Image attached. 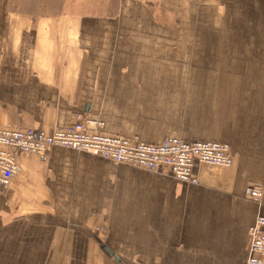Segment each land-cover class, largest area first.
Wrapping results in <instances>:
<instances>
[{
	"label": "crops",
	"instance_id": "obj_1",
	"mask_svg": "<svg viewBox=\"0 0 264 264\" xmlns=\"http://www.w3.org/2000/svg\"><path fill=\"white\" fill-rule=\"evenodd\" d=\"M66 1L9 20L0 0V125L86 118L145 143L225 142L234 164L191 184L61 146L21 155L0 188V264H247L264 216V0H96L87 16Z\"/></svg>",
	"mask_w": 264,
	"mask_h": 264
},
{
	"label": "built area",
	"instance_id": "obj_2",
	"mask_svg": "<svg viewBox=\"0 0 264 264\" xmlns=\"http://www.w3.org/2000/svg\"><path fill=\"white\" fill-rule=\"evenodd\" d=\"M96 120L82 119L66 128H55L51 133L33 127L14 128L0 125V188H7L21 170L18 157L35 155L46 161L51 147L72 148L126 163L152 172L170 175L178 180L198 184V168L204 165L232 167L234 157L229 145L219 141H185L168 135L159 144L111 135L98 129ZM248 197L260 202L263 188L251 186ZM250 255L247 264H264V216H259L250 227Z\"/></svg>",
	"mask_w": 264,
	"mask_h": 264
},
{
	"label": "rangeland",
	"instance_id": "obj_3",
	"mask_svg": "<svg viewBox=\"0 0 264 264\" xmlns=\"http://www.w3.org/2000/svg\"><path fill=\"white\" fill-rule=\"evenodd\" d=\"M64 3H65V0H7L9 11L11 12L10 14H8L9 20L11 18H14V15L16 16V13L14 14V12H16L14 10L15 6L17 8L22 7L21 8L22 10L23 9L26 10L27 7H29V9L30 7H32L35 9V12H38V13L43 12V11L45 12L51 11L52 15H55L56 14L55 12L59 10L60 6H64ZM97 3H99V10L101 11V5H100L101 2H96V0H67L66 1V5L68 8L67 10L69 12L80 11L82 12L81 14H83L84 16L91 15V11L94 9L95 6H97ZM98 122L102 123V121H98ZM102 125L98 126V129L101 128ZM204 166H210V165H204Z\"/></svg>",
	"mask_w": 264,
	"mask_h": 264
}]
</instances>
